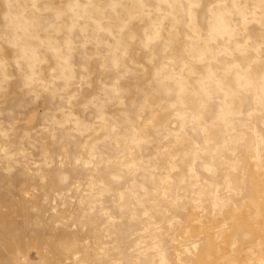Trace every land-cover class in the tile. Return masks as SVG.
<instances>
[{
  "label": "clouds",
  "instance_id": "9594fccd",
  "mask_svg": "<svg viewBox=\"0 0 264 264\" xmlns=\"http://www.w3.org/2000/svg\"><path fill=\"white\" fill-rule=\"evenodd\" d=\"M0 176L5 264H264V0H0Z\"/></svg>",
  "mask_w": 264,
  "mask_h": 264
},
{
  "label": "rangeland",
  "instance_id": "374dc122",
  "mask_svg": "<svg viewBox=\"0 0 264 264\" xmlns=\"http://www.w3.org/2000/svg\"><path fill=\"white\" fill-rule=\"evenodd\" d=\"M55 151L58 152L59 149ZM22 184L24 180L19 176L11 179L0 176V264H5L8 252L15 245L23 244L25 240L31 246L44 242L54 244L55 240L63 235V233H53L48 230L39 231L33 235L32 216L21 195ZM237 222L241 225L246 223L243 217L238 218Z\"/></svg>",
  "mask_w": 264,
  "mask_h": 264
}]
</instances>
